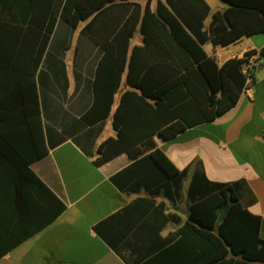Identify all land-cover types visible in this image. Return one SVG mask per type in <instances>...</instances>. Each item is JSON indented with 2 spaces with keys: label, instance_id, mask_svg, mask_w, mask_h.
Listing matches in <instances>:
<instances>
[{
  "label": "trees",
  "instance_id": "trees-1",
  "mask_svg": "<svg viewBox=\"0 0 264 264\" xmlns=\"http://www.w3.org/2000/svg\"><path fill=\"white\" fill-rule=\"evenodd\" d=\"M116 1L0 0V259L66 210L30 167L48 152L40 86L43 70L54 78L59 73V53L52 51L58 22L77 30L92 18L81 35L102 54L93 103L81 120L95 126L112 116L116 138L98 147L95 164L101 166L121 154L138 160L148 153L143 159L161 174L156 192L163 190L170 198L172 189L179 194L189 170L179 171L155 139L171 141L215 121L243 93L244 60L219 65L204 46L228 47L264 34V0H222L228 7L214 13L206 0H160L155 11L148 3L142 15L134 2L114 4L109 11L117 8L127 15L133 8V12L109 41L112 33L106 37L104 32L106 4ZM136 29L144 46L134 47L126 62ZM121 44L126 52L119 66L109 48ZM259 53L264 58V47ZM125 73L129 90L121 93L112 114ZM242 184L210 182L198 162L188 188L189 220L173 244L138 264H264L262 218L241 204L236 193Z\"/></svg>",
  "mask_w": 264,
  "mask_h": 264
},
{
  "label": "crops",
  "instance_id": "crops-1",
  "mask_svg": "<svg viewBox=\"0 0 264 264\" xmlns=\"http://www.w3.org/2000/svg\"><path fill=\"white\" fill-rule=\"evenodd\" d=\"M158 1L107 3L105 36L112 33V41L133 12L132 8L124 15L117 8L109 11L110 6L134 2L142 15L148 3L155 11ZM206 2L212 13L228 7ZM91 19L77 30L58 22L52 51L59 53L62 64L58 63L56 78L43 70L40 86L48 152L30 167L66 210L51 225L3 256L0 264H138L152 257L173 244L179 228L189 220L188 188L198 162L210 182H243L236 194L246 209L262 218L260 233L264 239V69L254 74L249 91L243 92L238 103L223 116L188 129L171 141L155 139L157 147L179 171L189 170L179 194L172 189L170 198L163 190L156 192L162 183L161 174L151 161L143 159L148 153L138 160L121 154L101 166L95 164L98 147L116 138V133L112 116L95 126L81 120L92 106L93 82L102 58L99 49L80 34ZM210 21L211 18L205 22L206 27ZM143 46V37L136 29L127 52L123 44L109 48L111 59L121 66L125 52L127 62L133 48ZM263 47L264 34H259L228 47L207 43L204 49L223 65L249 52L259 53ZM128 90L125 73L112 114L121 93Z\"/></svg>",
  "mask_w": 264,
  "mask_h": 264
},
{
  "label": "built area",
  "instance_id": "built-area-1",
  "mask_svg": "<svg viewBox=\"0 0 264 264\" xmlns=\"http://www.w3.org/2000/svg\"><path fill=\"white\" fill-rule=\"evenodd\" d=\"M241 59L244 60L242 65V73L246 78V84L243 92H247L254 79V74L261 69H264V58L260 53L246 54Z\"/></svg>",
  "mask_w": 264,
  "mask_h": 264
},
{
  "label": "rangeland",
  "instance_id": "rangeland-1",
  "mask_svg": "<svg viewBox=\"0 0 264 264\" xmlns=\"http://www.w3.org/2000/svg\"><path fill=\"white\" fill-rule=\"evenodd\" d=\"M215 2H217V3H222V4H224V5H227V3H225V2H223L222 0H214ZM214 1L213 0H210V2L212 3V4H214ZM81 34V33H80ZM75 41H76V38H75V40L72 42V47H75ZM223 212L224 211H221V213H220V218H221V216L223 215Z\"/></svg>",
  "mask_w": 264,
  "mask_h": 264
}]
</instances>
